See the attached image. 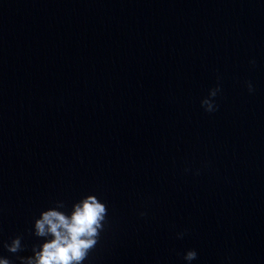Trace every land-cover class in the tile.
Instances as JSON below:
<instances>
[{
	"label": "water",
	"instance_id": "95a60500",
	"mask_svg": "<svg viewBox=\"0 0 264 264\" xmlns=\"http://www.w3.org/2000/svg\"><path fill=\"white\" fill-rule=\"evenodd\" d=\"M90 193L83 264H264V0H0V252Z\"/></svg>",
	"mask_w": 264,
	"mask_h": 264
},
{
	"label": "clouds",
	"instance_id": "9594fccd",
	"mask_svg": "<svg viewBox=\"0 0 264 264\" xmlns=\"http://www.w3.org/2000/svg\"><path fill=\"white\" fill-rule=\"evenodd\" d=\"M254 62V61H253ZM249 92L253 85L247 83ZM220 91L219 83L209 89L208 95L201 99V107L206 112H214L216 104L214 97ZM144 215V213H140ZM107 216V206L96 194L83 195L68 208L64 201L57 200L52 206L42 209L34 218L32 235L39 239L31 247V254L27 256L16 255L12 257L0 252V264H83L89 251L98 242L104 228ZM178 233L177 236H182ZM2 248L11 254L24 250L20 235L13 236L0 242ZM195 249L185 251L183 260L186 264L196 259Z\"/></svg>",
	"mask_w": 264,
	"mask_h": 264
}]
</instances>
